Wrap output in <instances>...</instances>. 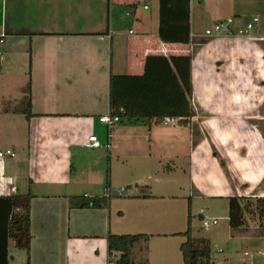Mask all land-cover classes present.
<instances>
[{"label":"crops","instance_id":"1","mask_svg":"<svg viewBox=\"0 0 264 264\" xmlns=\"http://www.w3.org/2000/svg\"><path fill=\"white\" fill-rule=\"evenodd\" d=\"M198 1L206 11L196 17L197 0H154L153 9V0H0L5 53L0 61V151L10 148L16 154L0 157V264H27L26 252L9 236L5 198L27 193L33 195L30 264H115L120 253L111 261L110 233L150 235L133 247L136 264H184L180 245L185 237L179 232L187 229L188 215L179 206L184 195L174 175L179 134L193 128L196 115L187 126L178 118L150 126L121 122L111 129L99 121L110 114L111 73L142 74L152 54H192L196 114L237 119V143L217 153L230 176L214 168V157L202 164L198 186L204 193L199 195L209 204L197 214L198 233L189 198L193 236L210 239L214 251L223 252L219 258L212 249L214 264H264V212L251 206L244 225L232 228L229 222L230 197L264 198V0ZM131 4L138 6L127 16ZM254 16L260 20L250 36L210 38L195 32L199 21L206 30L230 17L242 26ZM224 64L226 71L220 72ZM29 70L34 115L27 119L17 107ZM209 119L196 139L198 149L210 139ZM92 134L110 147L89 148ZM114 161L138 163L143 180L151 184L143 193L134 188L140 187L136 181L118 184ZM153 170L158 183L151 181ZM108 176L114 195L108 207H70L73 196L104 195ZM122 186L125 192L113 193ZM217 200L225 203L221 226V217L208 211ZM204 211L218 219L209 229L202 226Z\"/></svg>","mask_w":264,"mask_h":264},{"label":"trees","instance_id":"2","mask_svg":"<svg viewBox=\"0 0 264 264\" xmlns=\"http://www.w3.org/2000/svg\"><path fill=\"white\" fill-rule=\"evenodd\" d=\"M138 4L127 6L130 16L133 15ZM3 36L0 35V39ZM189 42V36L187 37ZM192 42V41H191ZM203 43V42H202ZM192 54L184 55H148L145 70L139 75L111 73L109 80L110 114L120 116L121 122L130 124L159 125L168 118H178L180 125L187 126L196 115L191 105L193 83L191 77ZM31 66V64H30ZM31 68V67H30ZM17 110L27 119L34 114L32 111V78L29 70V80L24 88V96ZM170 166L165 170L169 171ZM110 175V174H109ZM104 195H78L70 198V207L75 209L108 207L112 195L110 176L106 184ZM9 204V236L14 240L17 248L24 250L27 264H30L31 254V201L33 195L9 194L5 196ZM247 197L232 196L229 198V222L232 228L245 224L247 204L243 201ZM258 210L264 212V198H258ZM192 215L189 208L187 229L179 232L185 237L180 250L184 264H214L210 239L194 237L192 234ZM149 234H113L108 235L109 256L119 252L120 256L115 264H136L133 256L135 244L146 243Z\"/></svg>","mask_w":264,"mask_h":264},{"label":"rangeland","instance_id":"3","mask_svg":"<svg viewBox=\"0 0 264 264\" xmlns=\"http://www.w3.org/2000/svg\"><path fill=\"white\" fill-rule=\"evenodd\" d=\"M200 5V7H198ZM152 9L154 8V0L153 4L151 3ZM206 11V7H203L199 1L197 0V7H195L194 14L197 17V15L201 16L204 15ZM204 12V13H203ZM205 27L201 21L195 23V32H200L204 34ZM5 54V53H4ZM220 67V72L223 70L226 71V65ZM217 71V70H216ZM207 115L201 113L196 114V117L194 118V125L193 128H187L184 133L179 134V140L180 143L178 144V153L179 157L176 160V165L178 166V170L176 171L174 178H176V182L178 184L177 190L179 194L184 195V198L180 200L179 206H183L186 215H188V201L189 198L192 197L193 204H192V214H193V227L195 232L197 229L201 226V221L199 217L197 216L200 209H207L208 204L207 201H204V197L200 196L199 194L202 193V177L201 172L203 168V163L207 158L211 162V160H214L218 164L215 169L218 170L220 174L225 175V177H229L230 169L225 167L224 164H222L225 159L223 156H221L219 153V147L223 148L225 145L232 142L234 144L237 143V119L229 118V117H218L215 116L212 119H209ZM209 119V127H210V139L205 140L204 148H196L197 147V141L201 139V126L202 124ZM145 134H149L148 131L145 132ZM191 136V142L190 137ZM194 136V139L192 138ZM148 141V137H147ZM200 145V144H199ZM235 145V144H234ZM186 147H189L191 149L190 152L186 151ZM199 147V146H198ZM195 149V150H194ZM223 150V149H222ZM204 151H208V156L204 154ZM134 162V161H133ZM133 162H130L129 164H117L115 161L113 162V168H112V175L117 180V183L122 185L123 183H138L140 187H134L137 189V193H143V190L146 189L144 187L145 184H151L150 182H145L143 180V176L145 175V172L141 167L136 163L134 165ZM137 169L135 171V169ZM206 168L212 171L211 165H206ZM132 172L135 174L133 175ZM158 173L153 170L151 172L150 178H155L153 181L154 183H158V178L156 175ZM197 176V179H196ZM195 180H197L195 182ZM201 185V186H198ZM122 188H125L122 186L119 190H113V193H122ZM184 200V201H183ZM224 200V199H221ZM225 202V201H224ZM181 204V205H180ZM243 204H247L248 207H251V210H258V202L255 200V198H246L245 201H243ZM222 206H225V203L223 201H213L212 207L210 206L209 215H219L221 217V221L219 225L221 226L223 223H225V218L222 216L223 208ZM247 207V208H248ZM225 209V207H224ZM259 211V210H258ZM255 215V214H253ZM223 218V219H222ZM206 231H201L200 233ZM198 233V232H196ZM178 240V239H177ZM179 241V240H178ZM230 248V246H228ZM223 249H227L226 246L223 247ZM227 251V250H226ZM19 252V251H18ZM21 254H24L22 251H20ZM217 254L216 256L219 258H222L223 252L214 251L213 249V255Z\"/></svg>","mask_w":264,"mask_h":264},{"label":"built area","instance_id":"4","mask_svg":"<svg viewBox=\"0 0 264 264\" xmlns=\"http://www.w3.org/2000/svg\"><path fill=\"white\" fill-rule=\"evenodd\" d=\"M146 8L148 6H145ZM127 16H130V12H126ZM259 17L254 16L247 22H245L242 26H237L235 24V18L230 17L221 21L216 22L209 28L205 30V35L214 38V37H220V36H250L253 30L255 29L257 23L259 22ZM132 32V31H131ZM3 36V35H1ZM4 37V36H3ZM4 54V40L3 38L0 39V61L2 60V56ZM166 120H172V119H166ZM99 121L109 127L111 129L115 124L120 123L121 118L120 116H112L109 115H101L99 116ZM87 146L89 148H99L101 146H105L107 148L110 147V143L103 144L97 135L92 134L88 138ZM16 154L15 152L8 148L4 151H0V157L3 158L5 156H12L14 157ZM122 193L126 191V188H122ZM218 223L217 218L209 217L205 214L204 211V217L202 219V226L206 229H209V227L216 225ZM117 253V252H115ZM118 259V258H117ZM116 259V260H117Z\"/></svg>","mask_w":264,"mask_h":264}]
</instances>
